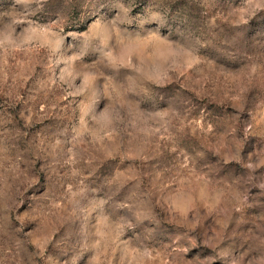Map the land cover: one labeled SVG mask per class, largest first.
<instances>
[{
	"label": "rangeland",
	"instance_id": "rangeland-1",
	"mask_svg": "<svg viewBox=\"0 0 264 264\" xmlns=\"http://www.w3.org/2000/svg\"><path fill=\"white\" fill-rule=\"evenodd\" d=\"M0 264H264V0H0Z\"/></svg>",
	"mask_w": 264,
	"mask_h": 264
}]
</instances>
